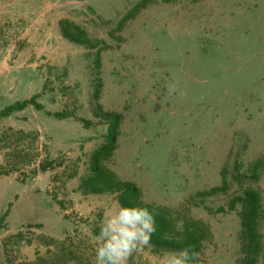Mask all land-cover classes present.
Wrapping results in <instances>:
<instances>
[{
  "label": "rangeland",
  "instance_id": "obj_1",
  "mask_svg": "<svg viewBox=\"0 0 264 264\" xmlns=\"http://www.w3.org/2000/svg\"><path fill=\"white\" fill-rule=\"evenodd\" d=\"M30 98L0 119V264H94L118 202L80 190L104 113L120 115L105 166L178 225L207 226L199 264H239L244 189L264 239V0H0V112ZM175 254L148 243L127 264Z\"/></svg>",
  "mask_w": 264,
  "mask_h": 264
},
{
  "label": "trees",
  "instance_id": "obj_2",
  "mask_svg": "<svg viewBox=\"0 0 264 264\" xmlns=\"http://www.w3.org/2000/svg\"><path fill=\"white\" fill-rule=\"evenodd\" d=\"M60 27L63 37L69 41L78 44L89 42L86 33L78 26L68 21H61ZM34 100L30 98L5 108L0 112V119L9 116L12 112L22 111L34 105ZM55 116L61 118V115ZM104 116L107 122L105 143L91 155L89 174L81 180L80 190L90 194H115L121 205L148 208L155 220V231L151 234L149 241L153 249L177 253L187 251L189 264H199L198 255L208 234L207 226L194 220H182L178 225L177 220L171 217L167 209L143 203L140 190L134 183L120 180L105 166L104 162L115 150L120 115L104 113ZM42 170H44L43 167ZM223 188H213L202 195L216 194ZM236 205H239L238 237L242 255L239 264H258L259 258L264 253V239L259 231V222L262 217L261 195L255 189H244L240 195L231 199L230 208L234 209Z\"/></svg>",
  "mask_w": 264,
  "mask_h": 264
},
{
  "label": "clouds",
  "instance_id": "obj_3",
  "mask_svg": "<svg viewBox=\"0 0 264 264\" xmlns=\"http://www.w3.org/2000/svg\"><path fill=\"white\" fill-rule=\"evenodd\" d=\"M155 231L153 214L146 207H127L117 202V210L99 226L94 264H127L129 257L150 241ZM166 264H189V253L171 256Z\"/></svg>",
  "mask_w": 264,
  "mask_h": 264
}]
</instances>
